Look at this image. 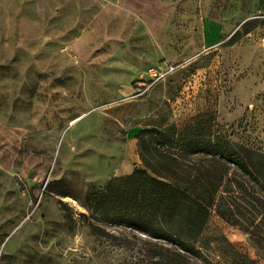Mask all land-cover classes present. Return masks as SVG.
<instances>
[{
  "label": "rangeland",
  "instance_id": "rangeland-1",
  "mask_svg": "<svg viewBox=\"0 0 264 264\" xmlns=\"http://www.w3.org/2000/svg\"><path fill=\"white\" fill-rule=\"evenodd\" d=\"M198 116L264 154V0H0V264H150L92 195ZM222 237L264 264L213 212Z\"/></svg>",
  "mask_w": 264,
  "mask_h": 264
},
{
  "label": "trees",
  "instance_id": "trees-1",
  "mask_svg": "<svg viewBox=\"0 0 264 264\" xmlns=\"http://www.w3.org/2000/svg\"><path fill=\"white\" fill-rule=\"evenodd\" d=\"M202 117L143 130L142 166L93 194L94 212L151 239L150 264H256L204 233L215 212L264 244V154L221 137Z\"/></svg>",
  "mask_w": 264,
  "mask_h": 264
},
{
  "label": "clouds",
  "instance_id": "clouds-1",
  "mask_svg": "<svg viewBox=\"0 0 264 264\" xmlns=\"http://www.w3.org/2000/svg\"><path fill=\"white\" fill-rule=\"evenodd\" d=\"M77 239H79V237H77Z\"/></svg>",
  "mask_w": 264,
  "mask_h": 264
}]
</instances>
